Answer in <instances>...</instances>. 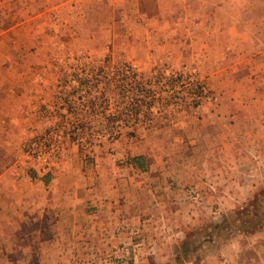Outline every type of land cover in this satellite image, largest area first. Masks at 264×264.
<instances>
[{
  "label": "rangeland",
  "instance_id": "rangeland-1",
  "mask_svg": "<svg viewBox=\"0 0 264 264\" xmlns=\"http://www.w3.org/2000/svg\"><path fill=\"white\" fill-rule=\"evenodd\" d=\"M113 1H70L41 29L26 20L46 0H0V26L23 23L0 37L22 154L0 181V264H264V94H236L228 36L204 42L195 15L256 13L260 52L264 0ZM33 139L46 168L26 160Z\"/></svg>",
  "mask_w": 264,
  "mask_h": 264
},
{
  "label": "crops",
  "instance_id": "crops-1",
  "mask_svg": "<svg viewBox=\"0 0 264 264\" xmlns=\"http://www.w3.org/2000/svg\"><path fill=\"white\" fill-rule=\"evenodd\" d=\"M46 7L44 9L40 10L39 14L32 15V17L28 18L26 21L28 24H33L36 26L38 23V17L42 20L41 23V29L43 26H48V17H49V11L54 10L57 13H60L65 7H69L70 4H68L70 1H74V3H81L84 0H46ZM115 1V0H114ZM113 1V3H114ZM142 1V0H137ZM202 1V0H201ZM43 7V5H42ZM250 12V14H249ZM237 11L235 13H229V12H221L220 10L211 12L212 19H214V23L216 24V28L213 27V25H209L208 23V16L209 13L207 11L201 10L200 12L196 13V17L200 19V27L205 32V40L204 42L210 41L211 43L215 44L216 42L220 41V36L222 34H226L229 38V44L223 43L218 48L219 50H227L228 49V56L230 57L229 61L225 62L226 68H229L232 70V73L236 76V94H243L248 91L250 94H264V51H257V28L256 25L258 23L257 15L254 12L251 11ZM35 13H38L37 11ZM158 14V15H157ZM156 15L153 16V20L155 18L160 17V13L158 12ZM188 15L187 13H185ZM234 16V20H236V24L234 26L229 27L232 25L231 22L228 23L229 26H219V20L222 19L225 16ZM39 19V20H40ZM25 21V22H26ZM14 23V21H12ZM10 23L7 25L2 24L0 26V37L3 34H7L10 31H15L18 29V27L23 23ZM24 22V23H25ZM235 23V22H234ZM33 26V25H32ZM208 26L210 28V33H208ZM262 26L264 27V14L262 18ZM224 27H227V29H224ZM247 30H249V36L243 37L238 36L236 34H244ZM17 32V31H16ZM216 38V42L214 41V38ZM232 37V40L230 37ZM201 47H206L201 45ZM207 49V48H206ZM202 51V49H201ZM223 63V62H222ZM223 63V64H224ZM14 62L9 61L7 64L9 66V69L13 66ZM221 65V64H220ZM1 68V66H0ZM6 68V66H4ZM6 70V69H5ZM4 70V71H5ZM9 73V72H8ZM248 84V86H247ZM17 95L18 94H0V156L3 157V159L8 158L9 160L14 161L12 162V165H19V163L22 162L19 159L22 154L20 153V150L17 149V144L14 145L16 139L14 140V136H11L16 131V121H17ZM2 98L6 100V104L1 102ZM3 108L1 109V107ZM15 147V148H14ZM21 154V155H20ZM7 163V164H8ZM3 164L6 165V163L3 162ZM9 165V164H8ZM12 167H3L0 173V181L2 179L10 178L9 176H12L11 179L16 181L18 180L22 175V171L16 170L13 171V168H16L17 166ZM2 168V166L0 165ZM23 179V178H22ZM49 177L44 178V186L46 187L48 185ZM3 181V180H2ZM2 184V182H1ZM17 185V183H15ZM38 186V185H37ZM49 187H46L48 189Z\"/></svg>",
  "mask_w": 264,
  "mask_h": 264
},
{
  "label": "built area",
  "instance_id": "built-area-1",
  "mask_svg": "<svg viewBox=\"0 0 264 264\" xmlns=\"http://www.w3.org/2000/svg\"><path fill=\"white\" fill-rule=\"evenodd\" d=\"M136 69L135 65H130L128 70L134 73ZM168 82L175 83L179 86H190V91H194L197 94H201L202 88L194 82L190 77H183L180 74L173 73L169 79H166ZM151 83V82H150ZM147 108V106H145ZM48 146L43 140L33 139L30 142L24 145V154L26 160L29 162H38L42 165L43 168L49 166L50 158L47 150Z\"/></svg>",
  "mask_w": 264,
  "mask_h": 264
},
{
  "label": "trees",
  "instance_id": "trees-1",
  "mask_svg": "<svg viewBox=\"0 0 264 264\" xmlns=\"http://www.w3.org/2000/svg\"><path fill=\"white\" fill-rule=\"evenodd\" d=\"M134 162L136 163V165L138 166V167H142L141 165V163H140V161L138 160V159H134ZM46 182H47V180H46ZM257 219H259L258 217H256ZM262 218H263V220H264V216H262ZM227 220V219H226ZM226 220H224L223 222H222V225H220V224H218V225H216V228H218V229H221V227H224V228H226V227H229L230 226V228L229 229H227L226 231H228V233H231L232 231H236V219H235V221L232 223V224H230V223H228V221H226ZM258 224L260 223V220H258V222H257ZM244 224L246 225V226H248V225H251L248 221H244ZM234 228V229H233Z\"/></svg>",
  "mask_w": 264,
  "mask_h": 264
}]
</instances>
